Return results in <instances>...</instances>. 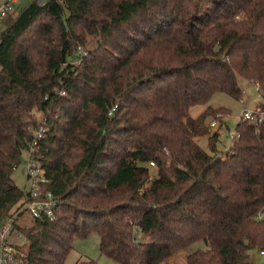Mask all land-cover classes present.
<instances>
[{
	"label": "trees",
	"instance_id": "16d2710c",
	"mask_svg": "<svg viewBox=\"0 0 264 264\" xmlns=\"http://www.w3.org/2000/svg\"><path fill=\"white\" fill-rule=\"evenodd\" d=\"M2 19L0 226L14 217L31 264H64L90 233L118 264H170L197 242L184 264H251L264 250V128L237 122L222 151L206 119L223 124L229 109L208 102L239 98V77L264 108V0H29ZM38 111L57 204L53 219L20 227L26 191L12 173Z\"/></svg>",
	"mask_w": 264,
	"mask_h": 264
},
{
	"label": "rangeland",
	"instance_id": "374dc122",
	"mask_svg": "<svg viewBox=\"0 0 264 264\" xmlns=\"http://www.w3.org/2000/svg\"><path fill=\"white\" fill-rule=\"evenodd\" d=\"M5 0H0V5ZM29 0H19L21 5H24ZM6 19V18H5ZM5 19H1L0 21V29L4 26ZM95 44V40L93 37L88 36V41L84 45H78L75 51V56L72 58L73 63L78 64L80 62V58L82 55L86 54L87 50L91 47H93ZM80 46V47H79ZM81 50V51H80ZM85 52V53H84ZM239 83L242 87V94L240 97L245 98L246 100L242 103L240 102L239 98H234L230 96L229 94L225 92H216L214 95L210 98L209 104H211L213 107L217 106H225L229 109L228 113L225 114L222 117L223 124L220 126V121H217V127L211 128L212 131H218L219 132V141H218V149L224 150L226 146L230 144L229 138L227 137L229 131H234L236 124L238 122V116L240 114L241 109L246 105L249 108L254 107V104L260 100V95L257 90V87L255 83L243 78L239 77ZM243 95V96H242ZM206 105L203 104H196L190 108V115L192 117H196L201 113V111L205 108ZM37 120H43L44 114L41 113V111H38L36 114ZM215 114L209 115L206 119V122L208 124L209 121L215 120ZM197 141L199 145L207 150V135H203L197 138ZM27 153L23 151L21 156L20 164L13 170L12 177L15 181V183L19 186L24 188V190H27L28 184L26 180V160H27ZM157 173V167L154 166L150 168L149 175L150 177L155 176ZM15 208V207H14ZM33 220L27 216L24 212L20 213V216L17 218V224L20 227H28L32 225ZM15 228L14 231L11 233L10 237L13 242H25L23 235H18V232L16 233ZM201 242H197L196 244L192 245L190 249L181 250L179 252L174 253L171 257L168 259V263L170 264H184L186 254L189 250L201 246ZM249 254L252 258L253 264H263L264 263V256H261L259 254V251L257 249H253L249 251ZM91 258L95 260L98 264H118L112 259L106 257L103 255L99 250V236L97 233H90L86 237L82 238H76L73 241L72 248L69 251V253L66 256L64 264H74L79 259L84 258ZM165 264V262H164Z\"/></svg>",
	"mask_w": 264,
	"mask_h": 264
},
{
	"label": "built area",
	"instance_id": "2783aa9c",
	"mask_svg": "<svg viewBox=\"0 0 264 264\" xmlns=\"http://www.w3.org/2000/svg\"><path fill=\"white\" fill-rule=\"evenodd\" d=\"M18 1L19 0H5L0 5V21ZM239 100L242 103L244 102L241 97ZM217 121V118L211 120L208 122L207 126L210 129L216 128ZM239 121L249 122L255 127L256 133H259L261 128H264V108L259 104L252 108L245 105L238 116V122ZM46 129L47 127L44 124L43 117V120H39L38 127L33 131V140L28 150H26L28 155L25 176L28 187L26 196L22 200L21 211L27 214L32 220L53 219L55 216L54 209L57 204L54 195L45 186L49 180L41 164L40 155L38 154L39 141L44 139ZM237 135L236 130H234L229 131L227 137L231 142ZM227 148L228 146L225 147L224 151ZM154 166H156L154 161L148 162L149 168ZM13 221L14 217L8 218L0 226V264H31L25 242H13L10 237L15 228ZM15 230L17 229L15 228ZM15 232H18V235H22L18 230ZM259 254L264 256V250H259Z\"/></svg>",
	"mask_w": 264,
	"mask_h": 264
},
{
	"label": "crops",
	"instance_id": "0c3cea01",
	"mask_svg": "<svg viewBox=\"0 0 264 264\" xmlns=\"http://www.w3.org/2000/svg\"><path fill=\"white\" fill-rule=\"evenodd\" d=\"M255 85H256V83H255ZM256 87H257V85H256ZM242 96H243V95H242ZM241 98H242L244 101L246 100V99L243 98V97H241ZM240 102H241V101H240ZM258 103H259V100L254 104V106L257 105ZM250 257H251V255H250ZM168 259H169V258L166 259V262L168 261ZM168 262H169V261H168ZM251 264H253V263H252V258H251Z\"/></svg>",
	"mask_w": 264,
	"mask_h": 264
}]
</instances>
